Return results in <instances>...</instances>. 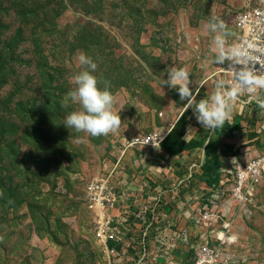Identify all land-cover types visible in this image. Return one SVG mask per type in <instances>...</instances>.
Here are the masks:
<instances>
[{"label":"rangeland","instance_id":"1","mask_svg":"<svg viewBox=\"0 0 264 264\" xmlns=\"http://www.w3.org/2000/svg\"><path fill=\"white\" fill-rule=\"evenodd\" d=\"M248 4L255 0H0V264H112L85 201L95 179L117 192L114 213L129 215L113 224L126 244L119 264H187L206 243L222 247L224 264H264V177L249 202L229 205L233 219L199 221L220 191L202 177L204 148L193 149L205 139L228 163L241 151L247 163L263 157L264 110L238 95L210 132L161 87L170 66L188 71L193 103L218 78L229 81L219 74L225 64L212 63L205 23L219 18L237 42L232 19ZM80 53L96 63L98 87L120 116L105 136L62 125L75 107L60 102L85 67ZM156 131L158 145H139Z\"/></svg>","mask_w":264,"mask_h":264},{"label":"clouds","instance_id":"2","mask_svg":"<svg viewBox=\"0 0 264 264\" xmlns=\"http://www.w3.org/2000/svg\"><path fill=\"white\" fill-rule=\"evenodd\" d=\"M205 27L213 33L210 51L212 63L224 65L231 75V83L224 78L215 82L213 93L198 102L190 88L189 73L183 67L170 66L165 69L167 79H161V87L175 89L181 101L192 108L198 124L210 132L223 128L232 115L233 101L240 94H249L261 110H264V65L261 54L264 47H254L248 40L229 43L225 23L217 17L206 21ZM78 62L82 69L74 73L70 80L72 87L64 94L61 107L75 106L63 118L62 125L76 133L91 137L105 136L120 127V116L113 111V94L105 87H98L97 77L93 75L97 65L90 56L80 53ZM259 65V68L256 66ZM81 139L76 138V143ZM117 248V247H116ZM120 249V248H119Z\"/></svg>","mask_w":264,"mask_h":264},{"label":"built area","instance_id":"3","mask_svg":"<svg viewBox=\"0 0 264 264\" xmlns=\"http://www.w3.org/2000/svg\"><path fill=\"white\" fill-rule=\"evenodd\" d=\"M234 35L239 40H248L257 48L264 47V0H255V4H248L245 9L238 12L232 19ZM261 64L264 65V53L261 54ZM227 63H225V70H220L219 73L227 75L229 83H231V75L226 70ZM259 68V65L256 66ZM240 94L239 96H241ZM258 95H261L259 92ZM264 95V93H262ZM237 133V132H236ZM154 135L138 141L139 145H158L161 137L160 132H154ZM241 154L238 157L224 159L221 168V179L216 188L220 191L217 194L210 195L206 199V204L201 211H199V221L208 223L218 222L221 218H228L233 213H230L229 205L232 203L235 206L245 205L249 202L255 188L264 177V156L255 158L252 162H245L246 155ZM209 191L211 189L209 188ZM227 194V199L222 201L223 195ZM208 195V194H207ZM118 194L108 181L104 179H95L87 187V194L85 201L88 209L95 211L96 219V236L99 242L103 245L107 257L112 264H119L124 259L126 252V244L123 240L124 234L117 228L113 227L114 223L119 224L121 221H127L129 215L115 214ZM230 214V215H229ZM229 215V216H228ZM228 216V217H227ZM217 220H212V218ZM232 220L224 227L225 231L231 230L233 227ZM121 245L120 249L111 247V243ZM125 244V245H124ZM222 248V247H217ZM213 245L204 244L198 248L195 258L191 263L187 264H224L229 261L220 249Z\"/></svg>","mask_w":264,"mask_h":264},{"label":"trees","instance_id":"4","mask_svg":"<svg viewBox=\"0 0 264 264\" xmlns=\"http://www.w3.org/2000/svg\"><path fill=\"white\" fill-rule=\"evenodd\" d=\"M230 131H233L235 128L233 126H228ZM196 148H204V155L205 159L202 164V177L209 187L214 186L217 188L219 181L221 179V168L224 163V159H220L218 155H216V146L212 144H207V141L205 139L201 141H196L193 149ZM229 150L232 149V147H228ZM117 247L120 248L121 245L117 243H111V247Z\"/></svg>","mask_w":264,"mask_h":264},{"label":"crops","instance_id":"5","mask_svg":"<svg viewBox=\"0 0 264 264\" xmlns=\"http://www.w3.org/2000/svg\"><path fill=\"white\" fill-rule=\"evenodd\" d=\"M220 74V73H219ZM133 145H131L130 147H132Z\"/></svg>","mask_w":264,"mask_h":264}]
</instances>
